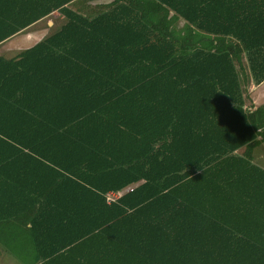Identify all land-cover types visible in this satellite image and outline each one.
Wrapping results in <instances>:
<instances>
[{
  "label": "trees",
  "instance_id": "obj_1",
  "mask_svg": "<svg viewBox=\"0 0 264 264\" xmlns=\"http://www.w3.org/2000/svg\"><path fill=\"white\" fill-rule=\"evenodd\" d=\"M68 1L6 19L4 37L65 17L0 55V244L25 264H264V103L247 91L264 0H111L92 17Z\"/></svg>",
  "mask_w": 264,
  "mask_h": 264
},
{
  "label": "crops",
  "instance_id": "obj_2",
  "mask_svg": "<svg viewBox=\"0 0 264 264\" xmlns=\"http://www.w3.org/2000/svg\"><path fill=\"white\" fill-rule=\"evenodd\" d=\"M109 1L111 0H70L63 6L83 14V16L92 17L98 11L97 5L105 4ZM31 5L32 0H0V38H2L0 39V55L2 57H14L22 51L34 46L45 37L58 31L65 20L64 15L60 14L59 11L55 9L12 33L8 37H4L7 31V18L20 20L30 17L44 8L42 5L40 9L32 11L29 10ZM182 23L183 20L180 19L179 24ZM262 83H264V80L259 84H254V82L251 81L247 91L249 92L252 90L256 93L258 86ZM262 96H264V93ZM250 100L253 105L256 104L254 98L251 99L250 97ZM262 103L264 102L260 104Z\"/></svg>",
  "mask_w": 264,
  "mask_h": 264
},
{
  "label": "rangeland",
  "instance_id": "obj_3",
  "mask_svg": "<svg viewBox=\"0 0 264 264\" xmlns=\"http://www.w3.org/2000/svg\"><path fill=\"white\" fill-rule=\"evenodd\" d=\"M264 93V83L260 84L258 86V89L255 93V91H249L248 94L250 95L251 99H255V106L260 104L261 102H264V96L262 94ZM251 102V100H250ZM254 162L264 167V145L257 146L254 150ZM10 250H6L1 244H0V264H25L24 261L21 259L19 255H17ZM28 260V259H26Z\"/></svg>",
  "mask_w": 264,
  "mask_h": 264
},
{
  "label": "built area",
  "instance_id": "obj_4",
  "mask_svg": "<svg viewBox=\"0 0 264 264\" xmlns=\"http://www.w3.org/2000/svg\"><path fill=\"white\" fill-rule=\"evenodd\" d=\"M121 194L120 191L117 192H109L106 194V201H113L114 199H116L119 195Z\"/></svg>",
  "mask_w": 264,
  "mask_h": 264
}]
</instances>
